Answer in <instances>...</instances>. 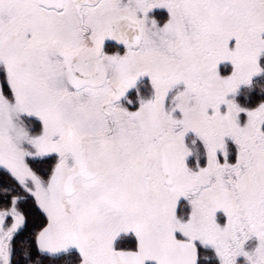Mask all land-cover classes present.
I'll list each match as a JSON object with an SVG mask.
<instances>
[{"label": "snow or ice", "instance_id": "6c2138e0", "mask_svg": "<svg viewBox=\"0 0 264 264\" xmlns=\"http://www.w3.org/2000/svg\"><path fill=\"white\" fill-rule=\"evenodd\" d=\"M0 264H264V0H0Z\"/></svg>", "mask_w": 264, "mask_h": 264}]
</instances>
